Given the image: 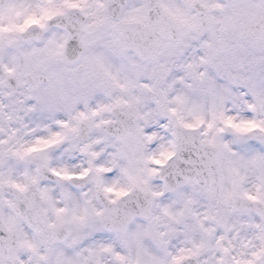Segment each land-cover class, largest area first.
<instances>
[{"label":"clouds","instance_id":"9594fccd","mask_svg":"<svg viewBox=\"0 0 264 264\" xmlns=\"http://www.w3.org/2000/svg\"><path fill=\"white\" fill-rule=\"evenodd\" d=\"M0 264H264V0H0Z\"/></svg>","mask_w":264,"mask_h":264}]
</instances>
